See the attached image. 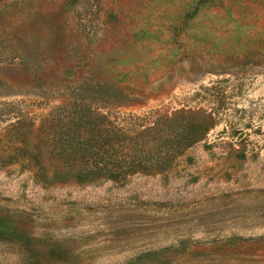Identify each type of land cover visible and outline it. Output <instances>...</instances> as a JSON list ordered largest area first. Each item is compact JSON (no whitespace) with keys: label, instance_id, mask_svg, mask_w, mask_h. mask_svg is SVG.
<instances>
[{"label":"rangeland","instance_id":"374dc122","mask_svg":"<svg viewBox=\"0 0 264 264\" xmlns=\"http://www.w3.org/2000/svg\"><path fill=\"white\" fill-rule=\"evenodd\" d=\"M0 264H264V0H0Z\"/></svg>","mask_w":264,"mask_h":264}]
</instances>
